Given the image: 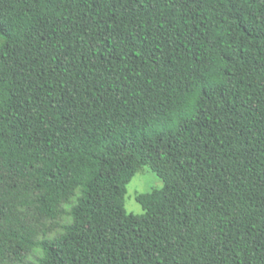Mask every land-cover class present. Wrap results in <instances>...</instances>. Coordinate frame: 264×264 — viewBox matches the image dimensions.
Returning <instances> with one entry per match:
<instances>
[{
  "label": "trees",
  "instance_id": "1",
  "mask_svg": "<svg viewBox=\"0 0 264 264\" xmlns=\"http://www.w3.org/2000/svg\"><path fill=\"white\" fill-rule=\"evenodd\" d=\"M0 264H264V0H0Z\"/></svg>",
  "mask_w": 264,
  "mask_h": 264
},
{
  "label": "rangeland",
  "instance_id": "2",
  "mask_svg": "<svg viewBox=\"0 0 264 264\" xmlns=\"http://www.w3.org/2000/svg\"><path fill=\"white\" fill-rule=\"evenodd\" d=\"M164 182L148 166H145L129 182L127 193L125 195V207L128 212L142 215L145 213L142 205L136 200L139 193L151 192L155 189H161Z\"/></svg>",
  "mask_w": 264,
  "mask_h": 264
}]
</instances>
